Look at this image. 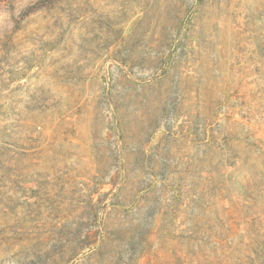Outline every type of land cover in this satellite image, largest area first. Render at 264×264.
Instances as JSON below:
<instances>
[{
    "label": "rangeland",
    "instance_id": "rangeland-1",
    "mask_svg": "<svg viewBox=\"0 0 264 264\" xmlns=\"http://www.w3.org/2000/svg\"><path fill=\"white\" fill-rule=\"evenodd\" d=\"M0 264H264V0H0Z\"/></svg>",
    "mask_w": 264,
    "mask_h": 264
}]
</instances>
